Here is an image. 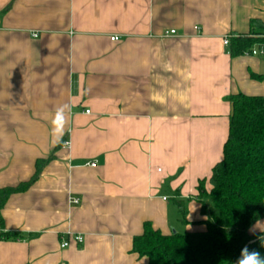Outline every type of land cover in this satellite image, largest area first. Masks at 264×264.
<instances>
[{
    "label": "crops",
    "instance_id": "obj_1",
    "mask_svg": "<svg viewBox=\"0 0 264 264\" xmlns=\"http://www.w3.org/2000/svg\"><path fill=\"white\" fill-rule=\"evenodd\" d=\"M252 20L264 0H0V191L54 155L2 210L19 239L0 241V264H149L132 251L146 223L204 232L198 186L223 159L228 99L264 97V56L224 44ZM72 235L83 244L62 249Z\"/></svg>",
    "mask_w": 264,
    "mask_h": 264
},
{
    "label": "trees",
    "instance_id": "obj_2",
    "mask_svg": "<svg viewBox=\"0 0 264 264\" xmlns=\"http://www.w3.org/2000/svg\"><path fill=\"white\" fill-rule=\"evenodd\" d=\"M256 46H264V22L252 20L249 35L232 36L229 55L243 57ZM263 81V75H252ZM229 136L224 146L223 159L212 170L208 181L198 186L197 202L206 217L202 222L206 230L188 234L172 232L165 235L155 230L151 223L144 225L142 235L133 241V253L147 258L149 264H235L245 245L264 256V246L259 237L249 229L264 219V97L231 95ZM54 159L39 160L34 177L17 188L0 191V225L2 210L8 198L27 191L42 174L44 166ZM209 184L210 189L206 188ZM181 223L187 220V205L176 200ZM19 236L2 230L0 241L17 240Z\"/></svg>",
    "mask_w": 264,
    "mask_h": 264
},
{
    "label": "clouds",
    "instance_id": "obj_3",
    "mask_svg": "<svg viewBox=\"0 0 264 264\" xmlns=\"http://www.w3.org/2000/svg\"><path fill=\"white\" fill-rule=\"evenodd\" d=\"M66 107L67 106H61L56 110L55 117L52 120L54 137L62 135L64 132L65 125L68 122ZM258 224H261V222L257 221V224L253 225L249 229V232L255 234ZM259 238L264 241V236ZM262 246H264V243H262ZM235 264H264V256H262L259 251L255 249H249V247L245 245L243 248H241L240 254L237 257Z\"/></svg>",
    "mask_w": 264,
    "mask_h": 264
},
{
    "label": "built area",
    "instance_id": "obj_4",
    "mask_svg": "<svg viewBox=\"0 0 264 264\" xmlns=\"http://www.w3.org/2000/svg\"><path fill=\"white\" fill-rule=\"evenodd\" d=\"M175 31H171L169 32V35H175ZM166 35H168V33H166ZM33 37H37V35H34ZM112 41H119V38L118 37H114L112 38ZM229 43H230V38H226L224 40V44L226 46H229ZM257 55H261V56H264V51L261 50V51H258V50H252V52H249L247 53L245 56H257ZM68 147L70 146L69 143L66 144ZM94 166V164H93ZM166 200V199H165ZM71 203L73 205H77L79 204V200L78 199H74V198H71ZM73 241L79 245L83 244L84 242V237L83 236H80V235H72L70 236V239L69 240H63L62 244H61V248L62 249H66L70 246V242Z\"/></svg>",
    "mask_w": 264,
    "mask_h": 264
},
{
    "label": "rangeland",
    "instance_id": "obj_5",
    "mask_svg": "<svg viewBox=\"0 0 264 264\" xmlns=\"http://www.w3.org/2000/svg\"><path fill=\"white\" fill-rule=\"evenodd\" d=\"M179 228H182L181 226Z\"/></svg>",
    "mask_w": 264,
    "mask_h": 264
}]
</instances>
